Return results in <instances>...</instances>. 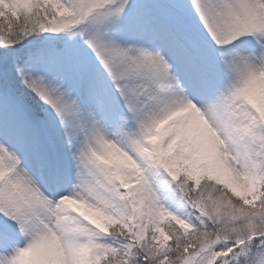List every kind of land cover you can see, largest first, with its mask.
Returning <instances> with one entry per match:
<instances>
[{
  "label": "snow or ice",
  "instance_id": "6c2138e0",
  "mask_svg": "<svg viewBox=\"0 0 264 264\" xmlns=\"http://www.w3.org/2000/svg\"><path fill=\"white\" fill-rule=\"evenodd\" d=\"M0 264H264V0H0Z\"/></svg>",
  "mask_w": 264,
  "mask_h": 264
}]
</instances>
